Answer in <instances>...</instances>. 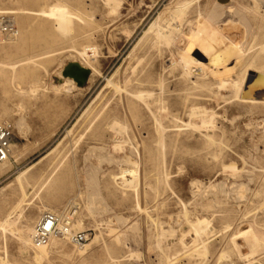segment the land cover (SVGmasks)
<instances>
[{"label": "rangeland", "instance_id": "rangeland-1", "mask_svg": "<svg viewBox=\"0 0 264 264\" xmlns=\"http://www.w3.org/2000/svg\"><path fill=\"white\" fill-rule=\"evenodd\" d=\"M58 1L75 14L66 32L53 19L57 12L66 13L62 4L53 10ZM112 1L115 5L110 0H0L1 12L15 11L0 15L10 17L24 34L21 42H0V62L30 59L16 71L0 73V121L13 123L12 154L18 155L11 171L0 176V219L8 214L18 235L0 236V255L7 253L14 264H36L35 250L26 254L18 237L32 234L40 209L46 207L63 225L65 216L80 221L72 231L88 232L89 241L81 257L75 243L56 236L72 255L54 245L42 264H264V244L247 259L240 255L247 256L248 250L236 249L248 238L238 239V234L250 226L264 241V104L240 103L235 87L219 88L217 75L204 73L207 84L200 79L195 86H184L179 60L187 54L204 65L219 66L236 58L235 48L245 40L247 54L258 52L264 46V4ZM178 7H183V19L174 15ZM210 15L212 22L206 19ZM159 17L165 30L180 29L172 33L170 44L153 46L150 28ZM216 27L227 35L201 38ZM192 31L197 35L192 37ZM149 45L147 56L137 61ZM88 46L97 50L94 65L100 75L83 89L57 93L55 84H61L65 66L73 60L88 66L79 54ZM242 63L230 76L240 75ZM141 75H151L153 120L140 112L124 118L125 94L108 81L128 90ZM161 89L165 103L155 98ZM190 109L195 117H189ZM110 111L120 114L118 128L106 119ZM154 116L166 128L163 149L157 146L161 134ZM208 117L214 126L202 128ZM34 164L25 187L6 189L19 171ZM134 167L138 186L131 177L125 183L119 179L122 170ZM55 169L52 184L40 191ZM198 219L210 225L199 237L190 226Z\"/></svg>", "mask_w": 264, "mask_h": 264}, {"label": "bare ground", "instance_id": "bare-ground-1", "mask_svg": "<svg viewBox=\"0 0 264 264\" xmlns=\"http://www.w3.org/2000/svg\"><path fill=\"white\" fill-rule=\"evenodd\" d=\"M110 2L112 3V5L113 4L115 5V2H113L112 0H110ZM260 2H262V4H264L262 0ZM227 3H228V0L226 2H224V4H222V6H224ZM255 3H256V1H255ZM58 4L59 5L62 4L63 6L66 7V10H65L66 13H63L62 14L60 12H57L54 15V18L53 19H54L55 24L58 27V29L61 32H66L67 29L69 28L70 24H71L70 23L71 22V19L75 16V14L70 10L68 4H65V3L59 2V1L58 2H55L53 4V7H54L53 10L54 11L56 9V5H58ZM109 5H110V3H109ZM116 5H117V3H116ZM116 7H118V6H116ZM183 7H178L175 10L173 9L175 17H178L179 19H183V14L180 11L181 10L180 8H183ZM113 9L114 10L116 9L115 6H114ZM21 12H19V14ZM2 13H6V14L7 13H15V11H8V12L7 11H5V12H1L0 11V14H2ZM212 13H213V11H212ZM169 14H172V13H169ZM21 15H22V13H21ZM171 16H173V15H171ZM212 18H213V16L211 17V15H210V17L208 16V18H206V19H208V20H210V22H212L213 21ZM160 20H161V17H159L157 19L156 24H153V26L150 28V31H152V32L155 33L154 34L155 37L152 40V41H154L153 44H152L153 46H158L162 42L169 43L170 42L169 39L172 36V33L175 32V31H178L180 29V28H177L175 26L174 27L172 26V27H169V30H165V28H162L161 27V25H162L161 23L162 22ZM176 20H175V22H176ZM199 20H200V18H199ZM208 20H206V21L208 22ZM221 20H222V18H221ZM173 21L170 22V23H173ZM84 22H82V23H84ZM200 22H202V21L200 20ZM14 24L16 25L15 22H14ZM203 25H205V23L204 24H201V30L203 29L202 28ZM198 27H199V25H198ZM234 27H235V25H234ZM221 29H222V27H221ZM219 31H218L217 27L216 28H212V29H210V31L207 32V34H205L204 37H201V38L205 40L206 38L213 37V36H215L217 34H219L220 36L227 35V34L221 35L219 33ZM197 33L198 32L192 31L191 32V36L193 37V36L197 35ZM148 34H149V31L146 32L145 37H147ZM23 38H24V34L23 35H20L19 28H18V31H17V34L16 35L9 37V39H11L13 41H17V42H21L23 40ZM231 38H233V37H231ZM3 41H5V40H3ZM3 41H0V42H3ZM245 42H246V40H245ZM245 42H242V43H240V44H238L236 46L235 51H237L239 53V55L236 58L229 59L228 61H226V63L221 64L219 66H210V65H207V64L204 65L201 62H199L198 60L193 59L190 55H187V54H186V56L182 55L181 58H179V60H182L181 63L180 62H177V63H180L181 64L182 77H180V80H182V83L184 84V86H195L198 83H200L199 82L200 79L201 80H204L203 78H201L204 75V73L211 74V76H216L217 75V76L220 77V78L219 77H217V78L221 80L220 82H218V85L220 84V87L219 88H223V87L225 88V86H228L229 88L231 86L235 87L236 88L235 97L238 99V101L240 103H242V104H254V105L264 104V46L261 47L258 52H256V53L253 52L254 54L252 53V54L249 55V54L246 53V50L244 51V45H246ZM167 43H166V45H167ZM167 46H169V45H167ZM149 50H150V45L146 49H144V51H143L144 53L142 54V57L141 56L140 57H137L136 60L139 61V62H141V60L145 56H147ZM96 51L97 50H95L92 46L85 47L83 49V51H79V54L83 57V59H85V62H87L88 66L85 65V64H83V63H81L80 61L78 62L77 60H73L72 62H70V63L79 64L83 68H85L87 70L88 69L90 70L91 73L89 75V78H88V81L87 82L92 81L93 78L95 77V75H100L99 70L94 65L95 63H98L97 62V57L95 55L96 54L95 53ZM46 55H48V54H46ZM242 61L245 62V64L242 63V65H244V67L241 68L242 71L240 72V75H236V76H233L232 75V76H230V71H233V68L237 64H239L240 62H242ZM29 62H30V59L29 60H16V61H12V62H10V61L9 62H0V73H3L6 69H9V68L12 69V70H14V71H16V70L20 69L21 67H23L24 65H28ZM233 63H234V66L233 67H230V65H232ZM173 65L176 66V64H172V66ZM67 66H65L62 69V71H61V77H60V83L61 84L60 85L55 84V91L57 93L60 92V91H64V90L67 91V90H69V88H80V89H83V87H79L77 85V83L72 78H70V77L69 78H66V77H63L62 76V72L65 70V68H67ZM127 70H126V72H127ZM108 81H109V85L111 87H113L117 93H122V94L124 93L125 94L124 100L126 101V105L124 106V110H123L124 111V114H123V117L124 118H130V117L135 118L137 116L136 113L140 112L141 114L142 113L143 114L145 113V115H147V119H152L153 120V109H152V104L153 103L151 101L152 100V80H151V75H147V76H144V75L142 76L141 75V76H138V77L134 78L132 80L133 82L131 83L130 89H128V90L126 88L124 89V87L120 86L119 84H116L113 80H108ZM202 82H204L205 84H207L208 81L207 80H204ZM33 90H34V88H33ZM30 91L32 93V90H30ZM35 91H37V90H35ZM33 94H34V91H33ZM162 94H163V92H162V89H161L160 93L157 94V95H155V98H156L157 102H159V103H165V101H166V99L162 96ZM196 106L197 105H195V107ZM193 109L192 110L190 109V110L192 112H194L195 109L194 110ZM190 112L188 113L189 114V117H190V115H192L193 117H195V113L196 112H194V115H193V113L190 114ZM169 114H172V113H169ZM119 116H120V114H113V112L110 111L107 114L106 119L108 121L109 120L111 121V123L113 125L112 127H117L122 122V121L119 120L120 119ZM199 118L201 119L202 117H199ZM154 119L156 120L157 132H159L161 134V138H160V141L158 142L157 146H159L160 148L163 149L166 146L165 137L163 138V136H165V133H166V128L161 124L160 120L158 119V116H154ZM212 120L213 119H211V117L210 118L208 117L207 121L206 120L201 121L200 126L202 125L201 126L202 128H208L209 126H212L213 127L214 126V122ZM0 122H8V121H0ZM120 127H121V131L122 130L123 131H126V129H127L125 126H123V127L120 126ZM115 129L116 128H113V131ZM119 131H120V129H119ZM115 132H116V130H115ZM118 132H116V133H118ZM14 137H15V133H14ZM209 138H210V140L212 142H214L211 137H209ZM11 143H12V146H11V153H10L9 159H7L6 161H4V162H2L0 164L1 165L0 166V176L3 175V174H6L8 172H10L11 169H12L13 163L18 160V155H15V154L13 155L12 154L13 144H14L13 143V140H12ZM115 150H116V148H115ZM53 151H54V149L51 150V152L48 153L47 155H45L43 158L50 156ZM119 151H120V149H119ZM13 156H15V159L14 160L12 159ZM41 160H39L38 162H40ZM35 165L36 164L32 165L31 167H29L27 169H24V170L19 171V173L15 176V178L11 181V183L6 186V189L7 190H10V191H12V190L15 191V190H18L20 188L25 187V183H26V180L28 178V174L30 173V171L32 170V168ZM137 172L138 171L136 170L135 167H134L133 170H128V169L122 170V173L119 175V179L121 181H124L123 183H125V182H128L127 181L128 178L131 177L133 179V181L136 182L138 180L137 179V174H138ZM56 173H57V169H55L53 172H51V174L41 184L40 191L48 188L50 186V184H52V179H53V177H54V175ZM138 185H139V183L136 182L135 186H138ZM212 190H214V188ZM222 192H225V191L222 190ZM26 202H28L27 206H30L32 204V201L27 200ZM75 210H77L76 207L72 210V213H70V217L73 216V218H74V214L76 213ZM46 211L47 212H51V213L54 212L53 209L51 210V209H48L46 207L40 209V212L41 213L42 212H46ZM184 211H185V208H184ZM65 218H66V221H65V223L63 225V229H65L67 232H71L72 231V228H73L74 223L80 222V221L71 222L66 216H65ZM10 219L11 218L9 217L8 214L4 218L0 219V236L3 239H5L8 234H10V235H13V234L14 235H18V233H17L16 230H12V227L13 226H12V223L10 222ZM210 223H211V221H210ZM190 226L193 229V231L195 232V235H197V237H199L201 234L203 235L204 233H206L209 230V226L210 225L208 223V220L198 219L196 222H192ZM21 234L22 233H20V235H19L18 238L22 242V250H24L26 252V254H28L30 248H32L33 250H35V255H34L33 260H34V262L36 264H42L45 261V259L47 258V251H48V249L51 248V247H53L54 245L57 246V249L60 252L64 253L65 255H68V256H71L72 255V253H70V250H68V248L65 245H63V243H61L59 241V239H57L56 237H53L48 245L42 246V247H37L31 241L32 234L31 235H28V236H25L24 234L21 235ZM238 235L240 236V237H238V239H242V236L248 237L247 240H245L243 246H238L237 245V248L235 247L239 252H240L241 249L242 250L245 249V250H248L249 251V253L247 254V256L240 255V256H243L244 258L246 257V259L248 257H250V256L252 257L254 254L256 255V253L259 252V249L264 244V241H261L257 237V235L253 234L252 226H250V229L248 231H241ZM60 240H62L64 243H72V241L69 240L67 237H62V239H60ZM75 245H77V244H75ZM85 245H83V246L77 245V250L76 251L79 254V256H81V257H83L86 254V251H87L86 249L87 248H86ZM51 250H52V248H51ZM239 254H241V253H239ZM0 264H14V263H12L11 261H9L8 254L5 253L4 256H1L0 255Z\"/></svg>", "mask_w": 264, "mask_h": 264}, {"label": "built area", "instance_id": "built-area-1", "mask_svg": "<svg viewBox=\"0 0 264 264\" xmlns=\"http://www.w3.org/2000/svg\"><path fill=\"white\" fill-rule=\"evenodd\" d=\"M18 28L10 17L0 15V41L17 34ZM14 125L0 122V163L10 157ZM67 237L72 243L83 246L89 241L88 232H67L63 229V220L51 212H42L34 225L31 241L37 247L46 246L53 237Z\"/></svg>", "mask_w": 264, "mask_h": 264}, {"label": "water", "instance_id": "water-1", "mask_svg": "<svg viewBox=\"0 0 264 264\" xmlns=\"http://www.w3.org/2000/svg\"><path fill=\"white\" fill-rule=\"evenodd\" d=\"M90 70L83 68L79 64L69 63L67 68L62 72V76L72 78L79 87H84L88 82Z\"/></svg>", "mask_w": 264, "mask_h": 264}]
</instances>
